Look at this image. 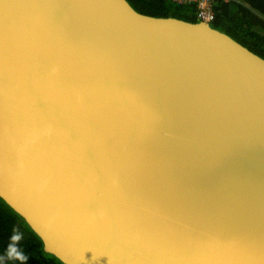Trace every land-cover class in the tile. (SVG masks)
Here are the masks:
<instances>
[{"label":"water","instance_id":"obj_1","mask_svg":"<svg viewBox=\"0 0 264 264\" xmlns=\"http://www.w3.org/2000/svg\"><path fill=\"white\" fill-rule=\"evenodd\" d=\"M51 2L43 1L54 6L52 12L43 15L44 27L40 29L35 24L43 14L42 0L36 4L34 1V7L31 4L28 9L20 7V0H0V31L8 35L0 41V92L5 94L4 98L0 95V157L5 153L13 162L8 145L14 144L13 140L20 142V138L11 136L15 119L3 112L10 105L20 106L19 86L13 88L15 79L20 80L17 73L20 26L23 37L28 35L40 54L34 71L45 61L41 55L56 45L58 54L52 53L54 61L73 57L78 46L79 57L88 61L96 57L101 63V56L107 59L110 56V60L136 61L137 66L125 69L112 63L106 73L105 69L104 73L92 72L88 61L81 69L74 66L77 73L85 68L83 77L90 83L96 82L94 94L81 106L84 111L89 108L86 114L83 111L85 116L91 107L92 121H82L80 130L72 123L70 131H56L59 150L69 153L78 149L76 155L81 167L86 173L96 175L95 179H88L86 174L85 180L103 190L106 203L98 208L105 214L64 216L63 211L60 218H54L63 191L53 198L50 193V199L41 202L44 206L30 203L21 200L19 193L20 180L26 173L10 174L12 179L0 174L1 201L41 240L43 251L62 264H195L200 261L199 253L196 256L188 250H198L199 237L195 232L205 233L200 218L211 211L215 216L228 211L234 227L245 224L246 230L249 228V232L244 230L246 237L253 236L256 241L259 234L264 239V228L252 227L264 220V60L207 23L144 15L126 0ZM31 25L35 30H31ZM29 51H24L26 59ZM94 77L98 78L93 80ZM77 86L83 89L84 83L74 84ZM111 87L117 92H109ZM157 90L160 94H155ZM151 113L158 115V120L160 114L163 123L151 124ZM91 124L101 128L97 144L85 139L88 131L94 132ZM4 125H8L6 135L1 132ZM155 137H162L166 149L176 154H181L176 150L178 147L183 149L181 160L174 159L167 168L162 166L167 161L166 154L161 149L154 154L153 163L160 160L161 169L165 168L175 179L170 178L173 181L166 188L151 177L154 184L143 180L133 190L129 188L133 183L128 185L130 182L115 174L122 175L121 165L128 159L137 165L136 161L144 154L143 143L153 144ZM172 137L176 139L171 140ZM72 143L75 147H71ZM102 148V154L115 149L117 153H111L109 158L105 155L101 161L93 160L97 154L94 151ZM155 192L160 196L155 197ZM199 195L206 204L201 207L199 203L197 214V205L191 199ZM215 198L220 204L217 205ZM112 208H117V213L111 215ZM139 212H144V216ZM41 222L50 224V229L40 226ZM82 222L86 225H81ZM126 237L135 240L131 243L129 240V245L128 241L124 242L137 254L119 261V255H113L119 252L118 246ZM225 238L229 242L237 239L230 236V229L225 232ZM140 239L144 241L138 243ZM146 242L147 250L143 248ZM220 253L231 259L240 257L232 247ZM217 261L208 264L222 263Z\"/></svg>","mask_w":264,"mask_h":264},{"label":"bare ground","instance_id":"obj_2","mask_svg":"<svg viewBox=\"0 0 264 264\" xmlns=\"http://www.w3.org/2000/svg\"><path fill=\"white\" fill-rule=\"evenodd\" d=\"M34 1L36 4L41 0H20V7L28 6L30 8L31 4L34 7ZM43 1L44 0H42L40 9L43 14L41 16V19H39L35 24V26L39 27L40 29L44 27V22L42 21L43 15H48L47 13L52 12L50 11V9L54 6L46 5L47 3L52 4L51 0H45L46 4H44ZM210 23L208 24L210 25ZM30 28L31 30H35L33 25H31ZM84 32L85 31L83 30V33ZM24 35H22V26H20V65H18L17 67L18 70H20L19 72H17L20 74V80L15 79L16 84L13 85V88L14 86H19L17 88L21 93L20 106L16 107L15 105H10L7 112L3 111L7 114V117L12 116V118L15 119L14 126H11V136L13 139L20 138V142L17 139L13 140L14 144L13 142H10V144L8 145L9 152L13 153V162L10 159V155L8 156V159L6 158L5 153H3V157H0V174L8 179H12L13 176L10 174L26 173L27 176L23 178L24 180H20V184H22V187H20L19 193L21 196V200H30V203L38 205L41 204L42 206H44V204H42L41 202L48 201V199H50V197H48L50 193H52L51 198H53L55 196L58 197L59 191H63V193L61 194L63 195V199H61V205L57 206L59 208H55V211L53 213L54 218H60V213H62L63 211L65 212L64 216L77 214L86 217H94L98 216L100 213L101 215L105 214L104 211L99 210L98 206L102 205L103 208L104 203H106V197L104 196L103 190L97 187L98 184L97 186L96 184L91 186L89 185V181L85 180L86 174L88 173H86V170L79 164L81 162L80 160H78V157L76 155V153L79 152L78 149H75L74 151L69 153H66L64 150L60 151L59 145H57L56 141V139L58 138V133H60V131H70L69 127L72 123H74L73 126L77 127V130H80L81 127H83L82 121H86V123H90L92 121V118H90L91 115H89L91 114V107L89 114L85 116V114L89 111V108H87L88 111H84L81 106L83 104H86V98L87 100H89L91 98V95L94 94L92 93L94 91L93 86L96 82L93 81L92 83H90L88 82L87 78L83 77V74L85 73L84 71H86L85 68H83L82 71H78V73L74 69V66H76V69H78L77 67L80 66L79 69H81L84 63L88 61V58L85 59L86 57H79L81 53L79 50H77L79 48L77 46L73 57L70 58L69 56H66L65 60L61 59V61L59 62L54 61L55 59H53L52 53L58 54L56 45L55 48L53 47V49H51L50 51L48 50L45 55H41V57H44L45 61L42 60L40 64L41 68L38 70L35 69L34 71V67L36 66V59L37 57H40V54L36 49H34V42L31 41V38H29L28 35L23 37ZM5 37H8V35H6L5 33H1L0 31V41H2V39ZM26 49H30V55L28 59H26V54L24 55V51H26ZM39 52H41V50H39ZM88 62L92 72L95 70L94 72L101 71L102 73H104V69L105 73L108 72V66L112 65V63L116 66H122L125 69H129V67L136 65V61L126 62L125 60L122 62V60H110V56L108 59L102 58L101 56V63L96 57L92 58V60ZM70 63H72V70L70 69ZM62 67H64V69H62ZM111 68H113V66ZM91 70H89V72ZM140 71H142V69H140ZM88 75H90V73H88ZM17 76L18 74L14 75V78H16ZM97 78L98 77H94L93 80ZM104 80H106V78H104ZM76 83H84L83 89H80L79 86L74 87V84ZM1 86L2 79H0V87ZM113 89L114 88L111 87L109 92H117V90ZM155 94H160V91H155ZM0 95L3 96L2 98H4V91L0 92ZM77 99H79L80 104H74ZM80 99H82L81 102ZM153 108L154 104H152V112L154 111ZM74 109H77V115H74ZM83 111L85 114L83 113ZM82 116H85V119H83ZM6 121L7 122H5V124H8V120ZM156 121H158V123H163V118L160 114L159 120L158 115L152 114V120L150 123L156 125ZM60 125L64 127H61ZM92 127L94 129V132L90 133L88 131L85 139H87L86 141L89 140L90 142L91 140L92 143L97 144L96 138L97 136H99V131L101 128L96 126L95 124H93ZM6 129H8V125H4L1 129L3 135H6ZM56 131H58V133H56ZM173 139H176V137L171 138V140ZM156 142L158 143L156 144ZM164 144L165 143L163 142L162 137H155L153 144H149L145 141L142 145L144 154L139 157V161H136L137 165H132L134 163L130 161V159H128L127 162H124L121 165L122 175L121 173L117 172L115 174L116 177H121L125 181L130 182L128 185H131L133 183V187H129L133 188V190L137 187V184L142 182L143 180H146L150 184H154V182L150 180L151 177L159 180L163 187L165 186L166 188H168V185L173 181L170 180V178L175 179L173 178L175 176L168 175V173L164 170L165 168L161 169V167L158 165L160 163V160L153 163L155 161L154 154H156L157 150L159 149H161L162 153L164 152V154H166L167 161H165L162 166L167 168V165H171L174 159L178 161L181 160V150L183 149H179L178 147L176 150L181 154H176L172 152V150H167L166 144ZM74 145L75 143H72L71 147H75ZM171 145H173L172 149H174V144ZM111 148L112 147H110V150ZM64 149H66V147ZM116 151V149L115 151H105V154H102L104 153L103 148L101 150H95L94 152H97V154L93 158V160H104L105 155L106 158H109L111 153L116 154ZM173 153L175 154V158ZM88 156L90 155L88 154ZM162 157L163 156H159L158 158L162 159ZM84 162L87 163L86 161ZM10 166H12L11 170H9ZM179 168L181 169L180 165ZM155 169H157V171ZM75 171L78 172L76 173ZM132 173H135V176ZM95 177L96 175L93 174L87 175L88 179H95ZM98 182H100V179H98ZM139 190L142 191L141 188H139ZM154 196L159 197L160 194H157V192H155ZM64 197L66 198V200L68 199L67 202L64 201ZM195 198L191 199V201L192 203L197 205L195 208L198 209H195V213L199 214V203L202 207L206 204V202L202 201L201 195L195 196ZM215 200L217 202V205L218 203L220 204V201L218 202L217 198H215ZM23 201L21 202L24 204L25 202ZM116 204L117 202H115V205ZM213 205H215L214 202ZM112 209L113 210H111V215H113L114 212L117 213V211H115L117 210V208ZM227 212H218L217 216L214 215L215 213L213 211L209 212L208 215L202 214L200 223L203 227H206L205 233L201 231L195 232L196 235L198 234L197 238L199 237V248L198 250H188V253L195 254L196 256H198L199 253L200 258L197 259L200 261H195V264H208L210 262L214 263L218 262L217 260L222 261V263L220 264H229V260L231 259L230 256H227L226 254L220 252H222V250L224 249L225 251L230 250L231 247L234 249V252L240 256L239 258L233 257L231 259L233 260L231 261V264H239L240 261H244V264H264V261H262L261 259V257L264 256V239L260 238L259 234L256 236V238L258 237L256 241L254 240V238H252L253 236L246 237L245 234H243L244 230H246L247 228L246 225L241 224V226H238L237 228L236 226L234 227L232 225L234 224V219L230 216L229 212ZM143 213L144 212H139L140 216H144ZM109 215L110 213L107 216L109 217ZM41 216L43 215L41 214ZM64 216H62L61 218L62 222L65 219ZM30 217L33 218L32 216ZM46 219L47 218H45L44 221H46ZM262 221L260 222V225H257L256 228L254 223L252 226L253 229L257 230L259 227L261 229L264 228V220ZM81 225L86 224L82 222ZM40 226L46 229H50V224L45 222H41ZM229 229L230 236L233 235V237H237L238 240L236 239V241L234 242H229L226 241V238L224 239L225 232H227ZM248 230L249 228L246 231L249 232ZM129 240H131V238L126 237L125 240L123 238L121 246H118L119 252L116 251V254L113 255V257L119 255V261H121L122 259L126 258L127 255L131 256L132 254H137L129 250V248L126 246L124 241H128V244ZM133 241L135 240L132 239L130 243ZM143 241L144 239H140L138 243ZM58 242L60 243V241ZM148 247L149 244L147 242L143 244V248H145V250H147ZM192 261L194 260H190V262ZM124 264L129 263L126 262Z\"/></svg>","mask_w":264,"mask_h":264},{"label":"trees","instance_id":"obj_3","mask_svg":"<svg viewBox=\"0 0 264 264\" xmlns=\"http://www.w3.org/2000/svg\"><path fill=\"white\" fill-rule=\"evenodd\" d=\"M137 12L153 17H172L196 23L193 5H178L171 0H126ZM221 2L215 7V19L211 28L222 32L264 60V0H237ZM190 7L194 16L180 13ZM14 233L21 235L15 245L23 254V261L9 255ZM0 264H62L43 251L40 239L24 220L9 209L0 199Z\"/></svg>","mask_w":264,"mask_h":264},{"label":"built area","instance_id":"obj_4","mask_svg":"<svg viewBox=\"0 0 264 264\" xmlns=\"http://www.w3.org/2000/svg\"><path fill=\"white\" fill-rule=\"evenodd\" d=\"M178 5H193L197 22L210 23L215 19V7L221 2L237 0H171Z\"/></svg>","mask_w":264,"mask_h":264},{"label":"clouds","instance_id":"obj_5","mask_svg":"<svg viewBox=\"0 0 264 264\" xmlns=\"http://www.w3.org/2000/svg\"><path fill=\"white\" fill-rule=\"evenodd\" d=\"M21 235L19 233H14L11 237L12 240V246H10L9 249V255L17 260H21L23 261L25 259V257L23 256V254L21 252H19L17 250V248L15 247L16 244L19 243V241L21 240Z\"/></svg>","mask_w":264,"mask_h":264},{"label":"rangeland","instance_id":"obj_6","mask_svg":"<svg viewBox=\"0 0 264 264\" xmlns=\"http://www.w3.org/2000/svg\"><path fill=\"white\" fill-rule=\"evenodd\" d=\"M180 13L185 16H194V12L190 7L181 8Z\"/></svg>","mask_w":264,"mask_h":264},{"label":"snow or ice","instance_id":"obj_7","mask_svg":"<svg viewBox=\"0 0 264 264\" xmlns=\"http://www.w3.org/2000/svg\"><path fill=\"white\" fill-rule=\"evenodd\" d=\"M262 261H264V256L261 257Z\"/></svg>","mask_w":264,"mask_h":264}]
</instances>
